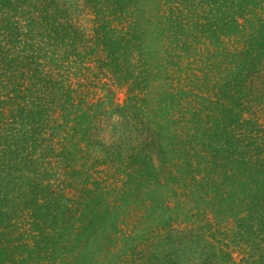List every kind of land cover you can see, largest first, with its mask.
<instances>
[{"label": "rangeland", "instance_id": "obj_1", "mask_svg": "<svg viewBox=\"0 0 264 264\" xmlns=\"http://www.w3.org/2000/svg\"><path fill=\"white\" fill-rule=\"evenodd\" d=\"M47 1L32 2L36 16L44 22L41 32L19 36L36 46L41 45L39 48L45 47L41 65L37 64L39 70L29 76V70L24 69V76L27 85L36 82L34 76L41 75L40 70L54 78L51 83L56 86L54 93L47 92L42 97L50 95L54 99L49 102V108L44 106L46 99L35 103L40 104V109L48 110V116L56 118L65 130L53 138L57 152L42 151L43 143L33 151L36 161L31 162L30 167L25 162L21 173L25 182L47 185L52 193L59 191L67 196L65 200L60 198L63 203L74 207L80 203L81 209L61 219L59 213L55 218L43 219L35 217L34 212L38 210H22L16 199L8 203L1 198L0 224L9 216L12 224L5 228L0 226V243L11 247L9 255L0 253V264H216L213 260L220 257L218 253L216 258L208 257L209 244L214 246L212 251L223 248L239 261L245 243L232 239L230 229L229 236L222 230L227 220L231 219V223L234 220L225 201L233 204V198L243 196L242 189L235 191V187L245 186L244 175L233 173L230 166L235 163L229 164L228 156L218 155L211 149L210 159L203 165L199 163L203 158H197L192 150L182 157V149L173 150V146L182 148V145L178 146L177 139L174 144L168 143L161 129L167 121L166 130L184 137V131L189 128L187 121L192 119V114L185 110L186 102L194 103L191 92L214 84L220 72L226 75V68L232 67V59L224 55L225 47L217 45L216 37L209 36L206 29H188L190 22L183 23L186 27H175L176 31L169 28L176 24L174 19L178 12H182L180 17L185 16L191 3H208L209 0L191 3L189 0ZM229 2L238 6V3H247L246 0ZM214 6H208L207 10L213 12ZM6 9L1 10L2 29L8 23ZM162 10L170 18L162 19ZM237 18L244 19L240 15ZM107 20L111 21L112 29ZM22 23L21 30L26 27L24 19ZM225 28L220 36L227 49L242 48L244 39L237 41L242 32H234L237 28L233 25ZM43 36L52 42H42ZM50 36H57V40ZM244 48L251 46L247 42ZM34 53L40 52L36 49ZM177 53L181 56L173 57ZM165 72L171 74L168 79L163 75ZM186 73L197 74V79L191 82L181 78L180 81L178 75L185 77ZM253 85L256 98L262 101L258 104L260 108L257 106L258 122L264 125V74L256 78ZM23 87L19 88V97L11 88L0 92V102L6 104L7 115L11 110L14 116V121L8 124L25 132L31 128V124L25 128L27 121L37 118V114L35 118L28 116L27 107L32 109V114L39 108ZM175 103L177 106L166 114V104ZM250 112L246 111L244 117L251 116ZM206 113V110L202 112ZM169 117L179 122H169ZM36 126H32L33 130ZM47 128L44 130L49 136L51 132ZM131 129H134L132 134L128 132ZM63 147L73 151L66 159L58 153ZM204 153L203 150L201 154ZM10 164L11 159L0 166V183L4 181L1 185L8 191L12 188L8 185ZM226 171L229 176L224 175ZM215 178L220 187L219 197L211 190ZM230 191L233 192L229 194ZM214 198L225 200L223 206L218 201L215 207L220 215L217 218L214 207L209 204ZM43 200L40 197V201ZM85 200H89V206L84 210ZM241 206L243 203L237 202L234 211H239ZM225 215L230 217L226 221L223 220ZM233 226L235 229L236 225Z\"/></svg>", "mask_w": 264, "mask_h": 264}, {"label": "trees", "instance_id": "obj_2", "mask_svg": "<svg viewBox=\"0 0 264 264\" xmlns=\"http://www.w3.org/2000/svg\"><path fill=\"white\" fill-rule=\"evenodd\" d=\"M54 1L55 0H48L47 2L51 3ZM189 1L191 3L193 0ZM209 1L208 3L201 2V4L196 2L191 3L189 5L190 7H188L187 15L180 17L182 12H178L174 19L176 24L169 25V28L171 26V31H173L176 29L175 27H186L183 23L190 22L191 24H187L191 26L188 29L194 30L200 28V31H205L206 29V31L210 33L209 36H212V38H214V36L216 37V40H218L217 45L225 47L223 48L225 50L224 55L227 57L226 54H228L232 59V67L226 68V75L223 74L224 72H217L219 75H217L218 77H216L214 84H207L203 86V88H197L196 90L192 89L193 93L191 92V94L194 95V103L189 101L188 105L186 102L187 107L186 109L184 108L192 114V119L187 121L189 124L188 130L191 131L190 134H188V130H185L184 137H180L181 133H176L175 131L171 132L169 129L166 130V128L169 127L165 125L167 123L165 120L164 126L162 125L161 127L164 132L162 135L166 137L165 140H168L170 144H174L175 140H178V146L182 145V148L173 146V150L180 151L182 149V157L188 151L189 154L190 150L194 151L197 158H203L202 161L199 162L202 163V165L203 162L210 159L208 152L211 153V150H213L214 153H218V155L223 153L225 157L228 156L229 164L235 163V165H231L230 168L234 171L233 173L238 174L241 172L244 175V183L246 186L245 187L243 184L236 186L235 191L242 189L243 196L233 198V204L232 201H225L221 198V200L214 198L213 201L210 200L211 202L209 204L211 207H214V217L217 218L219 215L216 211L218 201L221 205L223 201H225L226 209L229 211L231 210L233 213L230 212L234 216L232 223L235 224L236 227L233 229L234 226L230 222L231 219L227 220L230 217L225 215L223 220H227V226L222 230V233L229 236L230 229L233 233L232 239H237V242L245 243L243 250L244 254L239 261H235L232 256H230V253L223 251V248L218 251H212L214 246L209 244L210 254L207 256L209 258H216V253H218L220 259L213 260L216 264H264V125L258 122L259 115L257 114V109L260 108L258 104L262 103V101L259 102L258 98H256V88L253 85L254 80L260 78L264 74V0H246L247 3L245 2V4H243V2H237L239 6L233 2H229L230 0ZM223 1L225 3L228 2V4L224 5L225 3ZM32 2L33 0H0V15L4 16L1 10L7 8L4 10V14H6L5 19L8 22L7 24L5 23V29L0 27V29H2V34L0 35L3 36L0 37V92L4 93L7 89L11 88L10 86H13L11 89L16 92V97H19V88H22L24 84L25 87L23 88L24 90L26 89L25 93L29 92L30 97L34 98L32 102L35 103V101H39L41 103L46 99L48 102L43 105L48 109L49 102L54 99L50 98V95L45 98L42 97L47 92L48 94L54 93L53 90L56 86L54 87V85H51L54 78H49L50 74H48V72L44 73V71L40 70L39 73L42 74H39L40 76L37 74L38 77L34 76L37 78L36 82L39 83L38 86H35L37 84L36 82L27 85L25 81L26 76H24V69L29 70L27 72L29 76H33L31 74L32 71H37V69L40 68L37 67V64L41 65V54L45 49V47L44 49L39 48L41 45L36 46L26 41V38L23 39L19 37L22 35L29 36L31 32H35V35H38V32H41L43 28L44 22L40 21L36 16L37 10L32 5ZM164 2H166V0H164ZM44 5L46 6V4ZM95 6L96 5H94V7ZM208 6H214L213 12L207 10ZM157 11H159V9ZM207 12L212 13V15L207 14ZM157 14L160 13L157 12ZM166 15L167 14L162 10V19L170 18ZM238 15L244 18L243 21H239V18H237ZM23 19L26 27L21 30ZM207 21L209 22L207 23ZM107 22H109L108 24H110V28L112 29L111 21L107 20ZM108 24L106 25L108 26ZM226 24H228V26H225ZM232 25L235 26V29L237 28L234 32H242V35L240 34L241 36H237L239 37L237 41L241 42L244 39V46H246L248 42L251 46L250 49H245L244 46L240 49L236 47L233 51L227 49L220 33L223 28L227 27L230 29ZM189 31L186 32L188 36L191 35ZM250 31H252V34ZM50 38H54L55 41L57 40V36H50ZM41 40L42 42L46 41V44L52 42L51 39L47 40L45 36H43ZM179 40L178 38L177 41ZM80 41H82V38ZM186 42L191 43L189 41H185L184 43ZM22 45L23 48L21 47ZM70 46L71 43L68 47ZM36 49L40 52L39 54L34 53ZM24 51L30 53L27 54L24 53ZM54 53L55 55L57 54L55 51ZM180 56L181 55L177 53L176 56L173 57L179 58ZM56 57H54L55 62L57 59ZM23 59L26 62H24ZM29 64L32 65L30 68ZM163 75L168 79L171 74L169 75L165 72ZM196 77L197 74L193 73H189L188 75L186 73L185 77L178 75L180 81L181 78H183L193 82ZM42 82H44V84H42ZM189 84L191 85V83ZM167 93L171 92H166V94ZM0 99L2 98L0 97ZM176 106L177 103L166 104L167 108L165 110L167 112L170 108ZM35 107L39 108L34 111L35 114H32V109L27 107L30 112L28 116L32 115L35 118L37 114V118L35 120L32 118L30 119L31 121H27L28 125H26L25 128L30 127V124L31 128H27L28 131L26 130L23 132L17 126L8 124V122L14 121V116H11V110L9 112L10 114L7 115L8 110L6 104H1L0 102V166L3 161L11 159V164L9 166L10 170L8 169L11 178L8 181V185L10 184L12 187L9 191L8 188L6 190L3 185H1L4 183V181L1 180L3 183H0V199H7L8 203H14L13 199H16L17 204L21 206L22 210H28L30 208H34L36 211L38 210L37 213L34 212L35 217L41 216L40 218L46 219V217L51 216L55 218L59 213L61 219V216L67 213L72 215L78 212L79 209H81L80 203L76 204L75 207L68 206V203H63L64 201H61L67 199L65 198L67 196H64V194L59 191L57 192L58 194L52 193L50 189L48 190L47 185L43 186L37 183L36 185L38 186H36L35 183H27L22 179L23 173H21V171L23 170L22 166L26 165L25 162H28L27 167H30L33 165L31 162L36 161V158L33 156V151L44 143L42 151L57 152V144L54 142L53 138L55 134L60 135L61 131L65 130L63 124H60L56 118L53 119L48 116V110L40 109V104H36ZM204 110L207 111L205 115L202 114ZM246 111H251V116L248 118L244 117ZM171 112L172 111H168L166 114ZM77 119L80 124L83 123L82 119ZM167 119L169 122H179V120H176L174 117H169ZM34 124L37 125L35 130H33L32 127ZM45 127H48L49 133L51 132L49 136H46ZM135 128L137 130L139 129L136 126ZM29 129L32 131L30 132ZM73 129H75V127ZM131 130L132 131H128L130 134L134 132V129ZM81 131L84 133L86 132L85 130ZM179 138L182 139V142ZM40 139L41 141L39 142ZM50 139L53 141L51 140L49 142ZM18 144H21V146H16ZM62 144L65 145L64 143ZM65 147H63V151L58 152L64 159L68 158V155L73 154V151L67 150ZM203 150L205 153L201 154ZM44 155L47 156V153ZM60 167L61 170L65 169L64 166ZM199 172L201 171L199 170ZM225 174L228 175L227 171L224 172V175ZM193 179L197 180L194 177ZM217 179L218 178H215V183L214 186L212 185L211 190H215L219 197L220 191H218V189L220 187L217 185ZM201 185H203L202 182ZM5 190L8 191V194H6ZM10 191H12V196H9ZM232 192L233 191H230L229 194ZM40 197L44 198V200L40 201ZM61 197L62 199L60 200ZM237 202L243 203V206H241L239 211H234V205ZM84 206V210L88 208L89 200H87V202L85 200ZM227 210L225 212L228 213ZM82 212L85 211H81V213ZM204 215H206V213ZM11 218L12 217L9 216L7 220L5 219V222L2 221L0 226L2 227V225H4L5 228L6 225L9 226L10 223L12 224ZM3 245L4 244L0 243V253L9 255L11 253V247L6 248L7 245Z\"/></svg>", "mask_w": 264, "mask_h": 264}]
</instances>
